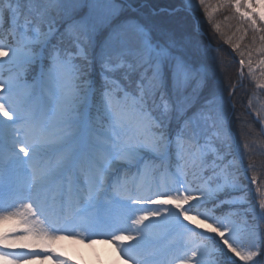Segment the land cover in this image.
<instances>
[{"label": "snow or ice", "instance_id": "1", "mask_svg": "<svg viewBox=\"0 0 264 264\" xmlns=\"http://www.w3.org/2000/svg\"><path fill=\"white\" fill-rule=\"evenodd\" d=\"M199 5L208 20L234 10L264 53V0ZM121 10L117 0H0V225H11L0 264L55 258L6 249L47 253L85 236L111 243L123 264H264V177L238 163L222 94L198 103L207 52L189 35L155 39ZM239 54L241 78L245 67L264 74V59L254 68L251 52Z\"/></svg>", "mask_w": 264, "mask_h": 264}, {"label": "trees", "instance_id": "2", "mask_svg": "<svg viewBox=\"0 0 264 264\" xmlns=\"http://www.w3.org/2000/svg\"><path fill=\"white\" fill-rule=\"evenodd\" d=\"M117 3L121 5V18H134L153 27L155 39L163 41L168 33L189 35L207 52L211 71L208 85L197 98L198 103L203 104L212 91L222 94L224 124L231 133L238 163L245 167L249 163L254 164L256 174L264 177V132L261 129L262 126L264 128V89L256 86L258 81L264 80V74L257 68L250 76L245 67L241 78L239 64L240 52L245 54V60L251 52L254 68L259 60L264 59V53L256 50L261 46L259 34H256L253 43V31L246 24L241 26L230 8L218 9L212 20H208L199 0H195V8L199 11L190 10L186 6L188 0H117ZM219 3L220 0H206V6H210V9ZM216 24L220 25L219 32L215 30ZM229 40L231 43L226 42ZM236 43L240 44L239 50L233 49ZM232 86H235L234 90ZM245 144L248 145L247 149ZM252 174L248 172L249 177ZM250 188V196L258 212L259 194L255 192L256 186ZM227 210L225 206L224 211ZM259 229L264 235V222L259 224Z\"/></svg>", "mask_w": 264, "mask_h": 264}, {"label": "rangeland", "instance_id": "3", "mask_svg": "<svg viewBox=\"0 0 264 264\" xmlns=\"http://www.w3.org/2000/svg\"><path fill=\"white\" fill-rule=\"evenodd\" d=\"M86 11L87 8H84L83 12ZM37 72L38 69H33L26 73L25 78L29 83L33 82ZM9 227L11 225H0V231ZM95 239V243H90L86 236L84 242H81L79 237L56 240L50 244L47 253L42 252L39 248H17L6 249V251H33L40 253L41 256L51 255L55 257L53 259H37L32 261L31 264H56V258L67 261V264H123L122 260H117L116 252L111 243H105L99 237Z\"/></svg>", "mask_w": 264, "mask_h": 264}]
</instances>
